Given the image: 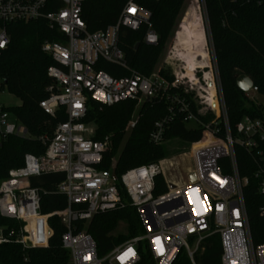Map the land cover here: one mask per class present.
Wrapping results in <instances>:
<instances>
[{"label": "built area", "instance_id": "2783aa9c", "mask_svg": "<svg viewBox=\"0 0 264 264\" xmlns=\"http://www.w3.org/2000/svg\"><path fill=\"white\" fill-rule=\"evenodd\" d=\"M85 1L0 0V50L7 46L9 24L44 21L62 35V42L41 46L53 65L47 69L50 85L39 107L49 116L63 108L67 116L50 138H41L43 155L26 154L22 166L0 181V217L18 224L10 232L0 228V244L14 239L24 251L47 247L51 237L48 217L40 212V192L30 187V179L60 174L63 180L55 193L64 197L66 206L56 215L64 228L60 245L68 252L69 264H139L144 252L154 264H174L179 257L195 264L204 242L214 236L220 243V264H264V244L252 243L243 198L247 180L239 176L235 157V147L245 150L255 158L258 174L264 172V125L244 118L232 133L219 83L214 84L212 95L203 91L204 96L199 97L205 112L197 110V115H213L209 123H201L177 97L171 100L169 113L175 109L183 113L185 121L200 124L203 133L188 154L187 181L181 186L169 182L165 193L154 195V181L165 176V162L132 168L115 181L112 169L100 170L109 145L93 141L94 127L81 122L87 100L106 107L141 102L176 88L177 82L168 83L156 73L142 77L127 68L117 45L120 28L133 32L144 28L143 43H158L150 13L136 0H127L115 25L94 33L86 30L82 19ZM100 63L128 70L129 75L115 78L97 70ZM256 91L252 88L245 95L253 99ZM9 117L0 105V136L28 138L26 129L10 124ZM171 119L167 116L154 124L149 135L152 143L163 142ZM190 175L193 181L188 179ZM260 194L264 196L263 184ZM128 206L135 211L141 233L99 257L86 232L88 225L94 216ZM260 213L264 216V206Z\"/></svg>", "mask_w": 264, "mask_h": 264}, {"label": "trees", "instance_id": "16d2710c", "mask_svg": "<svg viewBox=\"0 0 264 264\" xmlns=\"http://www.w3.org/2000/svg\"><path fill=\"white\" fill-rule=\"evenodd\" d=\"M186 0H136L138 6L147 10L150 24L158 37L156 46L143 43L144 28L133 32L120 28L117 45L130 71L142 77H149L175 27L177 18ZM127 0H86L81 15L89 33L103 31L115 25ZM205 23L209 34L212 56L217 79L226 110L231 132L244 118L261 121L264 125V0H203ZM199 16L190 8L184 20L178 40L189 50L193 67L204 68L208 64L202 42L199 41ZM8 43L0 50V92L16 98L19 105L2 107L15 122L24 127L28 138L0 136V181L7 178L9 171L23 164L26 154L41 156L45 146L41 138H50L59 124L66 122L63 108L49 116L39 107L47 96L45 89L50 85L46 72L53 65L51 58L41 52L44 43L62 42V35L50 29L44 21L27 24L15 23L6 27ZM137 45V47H136ZM107 74L121 78L129 75L128 70L106 63L96 67ZM247 77L257 91L253 99H248L235 85V77ZM168 83L172 78L164 77ZM177 97L188 104L190 112L203 124L209 123L213 115H197L192 94L181 86L167 90L163 95L142 101L138 119L125 133V127L136 110V101L130 100L106 107L91 99L86 102V113L81 121L94 127L93 141L109 143L100 170H113L119 180L126 171L157 163L178 154L171 150L172 144H193L202 139L200 124L185 121V115L176 109L169 113L171 100ZM170 116L171 122L164 130L160 144L150 141L149 135L154 124ZM177 142V143H172ZM238 174L247 180L243 188V198L253 245L264 244V216L260 209L264 206V196L260 187L264 185V172L258 174V165L252 154L235 147ZM63 180V175L48 174L30 179V187L40 192V212L47 216L51 237L47 247L24 251L15 240L0 244V264H69L68 252L60 245L64 228L56 213L64 210L63 196L55 193V187ZM154 195L167 191L158 176L155 178ZM119 223L125 224L120 236L113 232ZM0 228L5 232L17 230L15 221L0 217ZM86 232L96 244L99 257L106 255L116 245L141 233L135 211L131 207L94 216ZM203 251L195 256V264H220V243L217 236L206 240ZM139 264H154L147 253H141ZM174 264H188L179 257Z\"/></svg>", "mask_w": 264, "mask_h": 264}, {"label": "rangeland", "instance_id": "374dc122", "mask_svg": "<svg viewBox=\"0 0 264 264\" xmlns=\"http://www.w3.org/2000/svg\"><path fill=\"white\" fill-rule=\"evenodd\" d=\"M190 8L196 9L199 16V41L202 42V47L208 62V64L204 68L198 66L193 67L191 65V61L189 59V50L186 47L182 46V44L178 40V34L181 33V28L185 27L184 20L189 14ZM206 25L207 24L205 23L203 0H186L182 6L175 27L171 32L164 50L161 53L154 70L151 73H156L162 78H172L173 82H177V85L181 86L187 93L192 94L191 98L194 101L195 106L200 114L205 112V106L200 104L199 97L204 96L203 91L212 93L211 86L209 87V82L211 81L210 73L214 68V59L212 56L211 44ZM214 80L215 87H217L218 81L216 69L214 71ZM19 104V101L16 98L8 95L5 90L0 92V105H3L4 107H14L18 106ZM141 104L142 101H136V110L125 127V133H127L133 127L134 123L138 119L137 114ZM8 121L10 124H13L15 126L18 125V123L15 122L12 117H9ZM196 147L197 145L195 144H172L171 150L176 149L178 154L159 161L162 163L165 162L162 166L165 176H161L165 184L170 182L175 185L181 186L187 181L186 172L187 168L190 167L188 154L192 149ZM124 230L125 224L119 223L117 229L113 233L120 236Z\"/></svg>", "mask_w": 264, "mask_h": 264}, {"label": "water", "instance_id": "95a60500", "mask_svg": "<svg viewBox=\"0 0 264 264\" xmlns=\"http://www.w3.org/2000/svg\"><path fill=\"white\" fill-rule=\"evenodd\" d=\"M136 47H137V45H136ZM235 85L242 93H247L249 90H251L253 88L251 81L245 76L235 77ZM188 179L190 181L194 180L192 175H190L188 177ZM113 180L115 181L116 177H113Z\"/></svg>", "mask_w": 264, "mask_h": 264}, {"label": "bare ground", "instance_id": "6f19581e", "mask_svg": "<svg viewBox=\"0 0 264 264\" xmlns=\"http://www.w3.org/2000/svg\"><path fill=\"white\" fill-rule=\"evenodd\" d=\"M214 71H215V65H214V68H213V71H211V73H210V75H211V77H210V82H209V87L211 86V90H212V88L214 87ZM213 94V92L211 93V95ZM213 105V104H212Z\"/></svg>", "mask_w": 264, "mask_h": 264}, {"label": "crops", "instance_id": "0c3cea01", "mask_svg": "<svg viewBox=\"0 0 264 264\" xmlns=\"http://www.w3.org/2000/svg\"><path fill=\"white\" fill-rule=\"evenodd\" d=\"M2 107H4L3 105H1ZM8 107H10V106H8ZM15 107V106H14Z\"/></svg>", "mask_w": 264, "mask_h": 264}]
</instances>
